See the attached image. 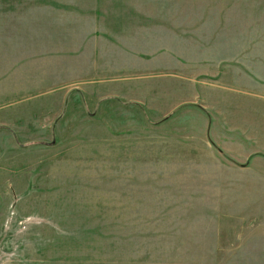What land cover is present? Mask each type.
Here are the masks:
<instances>
[{
  "label": "rangeland",
  "instance_id": "obj_1",
  "mask_svg": "<svg viewBox=\"0 0 264 264\" xmlns=\"http://www.w3.org/2000/svg\"><path fill=\"white\" fill-rule=\"evenodd\" d=\"M263 39L122 38L183 65L147 68L173 72L174 92L194 99L155 124L127 102L131 120L105 117L117 102L85 96L86 82L58 100L70 81L104 75L70 67L72 38L1 35L0 264H264V172L231 175L219 155L223 171L206 163L201 179L197 154L185 156L207 131L264 155ZM43 113L54 136L27 128Z\"/></svg>",
  "mask_w": 264,
  "mask_h": 264
},
{
  "label": "crops",
  "instance_id": "obj_2",
  "mask_svg": "<svg viewBox=\"0 0 264 264\" xmlns=\"http://www.w3.org/2000/svg\"><path fill=\"white\" fill-rule=\"evenodd\" d=\"M2 5L10 4L0 3ZM13 5L15 8L8 10L6 7L5 16H0V36L72 38L74 44L71 45L68 56L73 61L70 67L77 69L79 66L86 68L87 73L92 70L93 73L104 74L97 78L92 75L70 81L67 83L70 84V89L57 96L58 100L62 101L70 93L82 90V83L86 82L88 86L85 96L101 94L98 95L99 101L117 102L111 110L103 111L105 117L125 116L126 121L132 117H128L127 110L121 111V107L127 108L124 105L126 102L135 104L133 114L137 109L143 112L140 110L144 109L140 106L142 105L149 113L155 114L157 119L160 118L152 120V123L168 124L167 120L173 112L191 106L194 99L174 92L173 80L176 76L173 72L147 69L154 65L163 68L169 66L170 69L175 66L183 67L178 62L165 61L163 54L166 51L162 47L149 45L142 48L129 45L128 42L123 44L122 38H264V0H14ZM9 30L11 33H1ZM262 43L264 47V39ZM142 50L152 59L148 56L143 58ZM61 57L67 56L60 55L56 59ZM123 68L137 69L140 72L122 75ZM142 68L147 71L141 72ZM66 108H62V112ZM44 114L28 116L26 125L30 133H53L41 121ZM92 115V120L97 122L96 114L93 112ZM69 122L72 125L77 120L71 118ZM182 130L180 128L178 131ZM73 131L78 130L74 128ZM105 132L116 131L108 128ZM251 134L253 133L247 134V137ZM182 138L178 140L182 141ZM193 139L195 138L187 140ZM196 139L199 141L191 143L196 147L191 152L187 151L185 156L196 157L197 154V172L201 179H205L202 174H206V163L215 167L212 175L223 171L220 166L222 164L229 174L246 173L248 179H251L255 171L264 172V155L260 152H241L238 149L233 152L235 147L219 141V135L210 137L209 131ZM219 155L224 158L228 156V162L219 163ZM202 156L206 161H201ZM254 162L260 164L257 169L253 166Z\"/></svg>",
  "mask_w": 264,
  "mask_h": 264
}]
</instances>
